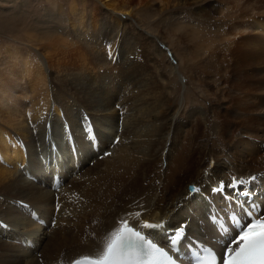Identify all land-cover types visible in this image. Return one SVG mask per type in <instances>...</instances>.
<instances>
[{
	"label": "bare ground",
	"instance_id": "1",
	"mask_svg": "<svg viewBox=\"0 0 264 264\" xmlns=\"http://www.w3.org/2000/svg\"><path fill=\"white\" fill-rule=\"evenodd\" d=\"M209 2L175 0L171 8L179 12L172 18L168 16L165 25L176 32L179 42L191 43V47L186 46L185 63L193 64L201 56L206 62L202 73L206 79L198 76L197 81L191 78L187 82L189 87L190 83L195 86L199 95L181 110L180 117L186 114L185 123L179 125L176 120L173 130L180 141H186L185 135L190 133L195 149L190 161L181 153L183 145L177 146L178 155L174 156L173 133L167 134V119L174 106L177 110V105H170L174 93L166 96L156 81L137 83L131 79L145 71L144 59L160 67L162 52H168L171 42L161 40L158 49L151 51L131 50L124 39L118 47L100 48L106 30L104 37L110 40L115 38L113 33L124 37L127 26L122 13L109 14L99 31L82 43L78 56L85 58L80 63L57 59L60 47L69 44L61 37H50L47 41L52 42L51 47L44 42V52L39 53L47 62L48 80L42 61L23 55L26 63L19 66L20 76L27 77L29 83H25L22 94H14L7 80L1 82L6 94H0V126L4 128L0 130V157L4 161L0 164V183L5 182L4 194L17 199L11 202L6 196V203H0V220L5 219V227L0 226V264H66L77 257H96L122 221L139 226L150 224L157 233H172L183 227L185 238L197 237L213 244L226 234L209 218L221 213L226 205L221 194L212 191L218 182L246 180L260 195L264 194V24L258 19H252V24L234 19L230 10L220 22L216 21L211 16L216 8ZM161 9L165 11L167 6ZM207 9L212 11L207 13ZM75 10L71 8L72 13ZM127 11L124 16L134 14L138 23L146 15L148 20L153 19L147 8L146 15L140 9ZM189 22L202 31L194 32ZM74 28L75 24H71ZM210 41L216 43L212 42V49L199 46ZM191 49L198 54L194 56ZM169 55L173 58V64L169 63L172 70L183 63V58L178 59L173 52ZM18 57V52H9L2 59L8 64ZM210 62L215 65L212 67ZM215 68H220V74L227 68L225 74L231 79L211 83ZM166 79L162 74L161 81ZM18 97L20 102L16 103L13 98ZM161 111H169L163 125L159 122ZM7 131L15 140L10 146ZM88 131L94 138L87 135ZM152 143L158 158L154 180L147 176V152ZM164 148L168 149L166 161H162ZM208 157L214 159L211 164ZM137 158L140 163H136ZM166 162L160 176L161 164L163 167ZM53 174L59 179L55 190L51 188ZM29 209H36L45 226L26 217ZM76 214L85 229L62 238L73 228ZM92 221H96L95 226L90 224ZM151 233L156 240L161 239L159 234ZM15 239H29L32 247L21 246ZM44 245L48 246L46 251ZM35 252L40 254V262ZM64 253L70 254L61 259Z\"/></svg>",
	"mask_w": 264,
	"mask_h": 264
},
{
	"label": "rangeland",
	"instance_id": "2",
	"mask_svg": "<svg viewBox=\"0 0 264 264\" xmlns=\"http://www.w3.org/2000/svg\"><path fill=\"white\" fill-rule=\"evenodd\" d=\"M105 1L107 0H98V1L97 0H0V69L4 68L1 70L2 75L0 79V94L1 95L6 94V92L2 90L3 87H1L3 85V83L1 82L5 83L6 80H7L8 85L10 87L12 86V90L14 94H16L17 96L18 95L20 96L22 94L23 87L25 88V85L28 82L27 77L20 76L19 66H24L26 63V61L23 59V55L24 57L31 55L30 56L31 59L41 62L42 58L40 57L39 53L42 54L44 52L42 51V48L45 46V44H43L44 42H47L48 43L47 46L51 47L52 42L50 43V41H47L50 37L52 38L51 40H55L56 37H61L65 39L66 42L68 41L67 43L69 44L68 45L69 47H62V46L60 47L58 54L60 55V51H61V55L58 56L57 59H60L61 61L62 60L61 58H64L65 60L64 59L63 60L65 61V63L68 61L71 63L78 64L80 63L82 59L85 58V57L79 58L78 56L79 48H81L82 43L83 44L85 42L87 43V41H89L92 37L90 35L96 34L99 31V26L101 25V23L103 24V22L106 21V18L109 17L108 16L109 14H112V13L121 14L122 13L121 18L125 21L126 26H127V30L125 31L126 33H124V37L123 35H121L122 37L121 36L116 37V35L113 33L115 38L110 40L108 37L106 38L104 37L105 35H107V30H106L105 34L101 37L103 38V40L100 43V48L104 49L107 47H118L121 44L120 42H122V40L124 39L125 43L127 44L126 47L129 46L131 50L135 51L136 49H148L151 51L152 49H158L157 46L159 45V43H162L161 40L165 42L169 40L171 42L170 49H168L169 48L168 46H165V47H168L166 48L168 49L167 50L168 52H162L163 56H161L162 59H160L159 61L161 64L160 67H158L156 64H151L152 62L144 59L143 62H145L144 64H146L145 71H142L141 76L139 75L133 76L131 79L132 81H136L137 83H140L141 81H142L141 83H144V81H148V80L156 81L157 83L160 84L159 86H162L161 90H164V94L166 96H171L170 95L171 91L174 93L173 98H171L170 105H171V108L174 104L177 105V110H176V106H174V108L170 112V116L167 119V121L170 119L167 134L169 136L173 133L172 141L174 142V147H175V151L173 153L174 156L178 155V151H176L178 149L177 146H180L182 148V145H183V148L181 149V153H184L186 155L185 159L190 161L195 151L193 143L190 139V133H187L185 135L187 139L186 141L185 140L180 141V137L178 136L177 132L173 130H174L176 120L179 125L185 123L186 119L184 117L186 116V114H182V117H180L181 110H183L186 107L187 103L191 101V99L193 100L199 95V91L195 90V86L190 83V87H189L187 85V82H189V79L191 78L197 81L198 76L201 79H206V77H204L205 74H202L204 73L206 62L204 61L203 56H201L197 59L195 58L193 64L185 63L184 56L186 55V49L187 47H191L190 45L191 43L189 44V42L188 43L179 42L178 35L176 34V32L165 28V25L167 24L166 18L168 16L172 18L176 15V13L179 12L178 9L171 8L175 0H110L108 3ZM209 3L210 4L213 3L215 7H212V8L213 9L216 8V10L212 11L210 9H207L206 12L210 13L212 11L211 12L212 19L216 21L220 22L221 18L224 15H226L228 11L230 10L233 15V18L235 17L234 19H238L239 21L245 20L246 23L248 24H252L251 22L252 19L254 20L258 19L260 24L262 23L264 24V0H238V1L237 0H210ZM112 4L116 5L117 7L116 6L112 7ZM163 5H166L167 9L165 11H163L162 9L159 10L160 7H162ZM72 7L76 9L75 13L71 12ZM146 8H147L148 15H150L153 19L151 20L147 19ZM131 9H137V10L140 9L141 11H143V13L146 15L144 16L145 21L141 20L140 23L136 22V17L134 16V14H128L127 16H124L125 14H127L126 13L128 12L127 10H131ZM221 11L223 12L220 13ZM228 19L229 18H224L223 20L226 21ZM170 20L169 21L171 22V25H172L173 24L172 19ZM189 23L192 24L191 29L193 28L192 30L194 32L202 31V30H199V28H197V26H195L193 23L191 22ZM71 24H75L74 29H71ZM38 33L41 35L44 34L42 35V38L40 41L37 40V36L40 37ZM205 34H206V30H205ZM97 37L94 36V38H97ZM212 42L210 41L208 43L209 46L208 44L206 45V44H201V43L199 44V46L202 45L201 46L202 49H204V47L205 48L209 47L210 49H212V47H214V44L216 46V43L213 42L214 43L213 44ZM177 43L179 46L177 45ZM136 44L138 45L136 46ZM172 48L175 49V52L173 51ZM35 49H37L38 51H35ZM191 50L194 56L198 54L194 49H191ZM48 51H53V50L50 49ZM9 52H12V53L18 52L21 58L18 57L16 59L10 60V62L6 64V61L4 62L2 58L5 55H7ZM172 52L177 58L179 57L178 59L183 58V63L180 62L181 64L179 65V67H175V69L173 70L169 68V63L172 62L171 64H173V58L170 57L169 55V53L171 54ZM193 55L191 54L190 56H193ZM194 56L192 58H194ZM196 61L197 63H195ZM218 61L221 62V64L225 63L223 65L226 67V62L223 59H220ZM42 63H43L44 68L46 67L45 71H46V76H47L48 74L47 69L49 70V68L47 67V62L42 61ZM211 65L213 67L215 64L211 63ZM219 69L218 68L214 69L215 71H213L212 73L213 76L212 78H210L211 83H215L218 80H223V79L230 80L231 79V77H228L226 75L227 68L226 69L224 68L225 72L223 71L221 74L219 72ZM168 73L170 75H168ZM147 74H148V77H147ZM162 74L168 78L166 79L167 81H164V82L161 81ZM7 75H10V77L6 78ZM46 79L48 80V76ZM212 94L213 92H211V95ZM18 98H13V100L15 101L16 99L15 102L19 103L20 97ZM147 99L150 101V96H147ZM168 113L169 111L168 112L161 111L159 122L162 125L164 122V118L168 115ZM189 127L190 128L193 127L194 129H196L195 125H192V126L189 125ZM176 128H177V124H176ZM0 130L4 131L3 126H0ZM184 130H187V129H184ZM6 134L8 135V136L6 135L7 136L6 138L9 139L8 142H11L9 143V146L15 143L14 142L15 140H11L12 138L9 135V131H7ZM197 134L199 135V137L202 136L200 132H198ZM8 142H7V145H8ZM116 142L117 140H114V143ZM170 142L171 140L168 139L167 145H166L168 149L170 146ZM165 148L163 149V153H162V155L164 156V158H162V161H164V159L166 161V153L168 152V149H165ZM154 150H155V145L154 143H152V145L150 146L147 152L149 156L148 163L150 165V168L147 170V176H148V179H152V180H154V177L157 175V167H158L157 166L158 158L156 154L154 155ZM181 156L183 155L181 154ZM10 158H11V161L14 160V156ZM207 161H209L208 163L211 164L212 161H214V159L213 157H210V158L208 157ZM3 162L4 161H2L0 157V164L3 165ZM136 163H140L138 158L136 159ZM13 165L15 166V164ZM166 167H167V162L163 164V167L161 164V167L158 172L160 176L163 175L164 170H166ZM75 177L77 176L73 175V178ZM2 186L5 187V182L0 183V197H1L0 203H3V204L6 203L5 201H3L4 199H6V196L9 197L11 202H13L12 200L17 199L16 197L15 198L13 196L11 197L10 195L6 193L4 194V191H3L4 187ZM190 186H192L193 189H195L193 185H189L188 188ZM41 187H45V186L41 185ZM73 198L74 199L76 198L74 201L76 203L77 196L74 195ZM57 200H58V197L57 199L54 198V201H57ZM33 210H36V209H33ZM26 213L27 214L25 215L27 217L28 211ZM74 221H73L74 223L73 228L71 227V229H69L67 232H64L61 235L62 238L65 237L66 234H69L70 236L71 235L75 236L76 234H80V231L82 229H85V227L83 228L81 227L82 219L79 218V215L76 214V218L74 219ZM94 223H96V221H92L90 224L92 226H95L93 225ZM0 225L3 228L5 227V219H2V222L0 220ZM55 230H57L56 227L54 231ZM6 241L7 243H12V241H9V242L8 240ZM14 246H18V245H14ZM43 248H44V251H46L48 246L44 245ZM0 249L3 250L2 245H0ZM35 254L37 255L36 256L37 258L40 256L39 253L35 252ZM64 254L61 259H64V258L66 259L70 253H66L65 255ZM40 260L41 259H39V262Z\"/></svg>",
	"mask_w": 264,
	"mask_h": 264
},
{
	"label": "snow or ice",
	"instance_id": "3",
	"mask_svg": "<svg viewBox=\"0 0 264 264\" xmlns=\"http://www.w3.org/2000/svg\"><path fill=\"white\" fill-rule=\"evenodd\" d=\"M238 185L244 186L238 179L230 183L220 181L212 191L216 194H226V190H234ZM236 195L249 193L240 191L236 192ZM229 199L231 201V197ZM246 215L247 222H242L238 230L234 229L236 234L231 236L225 245V254L221 257L222 264H264V219L254 218V208H250ZM225 223L231 227L227 215ZM121 224L122 226L111 234L102 255L92 264H154L167 255L163 247H157V242L148 238L151 235L149 230H155L152 225L145 224L137 231L129 227L127 221H122ZM257 226H260L259 231L256 230ZM142 231L145 234H142ZM179 235L180 232L175 233V236ZM175 236L170 238L173 245L176 243Z\"/></svg>",
	"mask_w": 264,
	"mask_h": 264
}]
</instances>
